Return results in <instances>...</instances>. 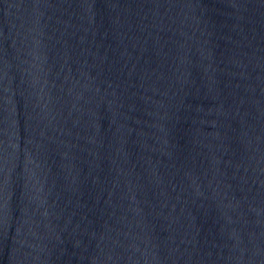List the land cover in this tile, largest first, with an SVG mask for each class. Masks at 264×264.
<instances>
[{
  "label": "water",
  "instance_id": "95a60500",
  "mask_svg": "<svg viewBox=\"0 0 264 264\" xmlns=\"http://www.w3.org/2000/svg\"><path fill=\"white\" fill-rule=\"evenodd\" d=\"M0 264H264V0H0Z\"/></svg>",
  "mask_w": 264,
  "mask_h": 264
}]
</instances>
